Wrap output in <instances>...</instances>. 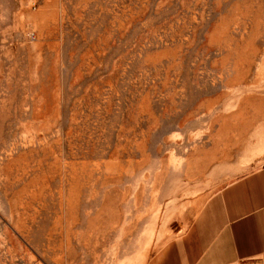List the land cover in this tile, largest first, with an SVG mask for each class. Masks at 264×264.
<instances>
[{
    "label": "rangeland",
    "instance_id": "rangeland-1",
    "mask_svg": "<svg viewBox=\"0 0 264 264\" xmlns=\"http://www.w3.org/2000/svg\"><path fill=\"white\" fill-rule=\"evenodd\" d=\"M261 166L264 0H0V264H143Z\"/></svg>",
    "mask_w": 264,
    "mask_h": 264
},
{
    "label": "crops",
    "instance_id": "crops-1",
    "mask_svg": "<svg viewBox=\"0 0 264 264\" xmlns=\"http://www.w3.org/2000/svg\"><path fill=\"white\" fill-rule=\"evenodd\" d=\"M173 221L153 232L143 264H264V166L191 201Z\"/></svg>",
    "mask_w": 264,
    "mask_h": 264
},
{
    "label": "built area",
    "instance_id": "built-area-1",
    "mask_svg": "<svg viewBox=\"0 0 264 264\" xmlns=\"http://www.w3.org/2000/svg\"><path fill=\"white\" fill-rule=\"evenodd\" d=\"M235 264H244V263H235Z\"/></svg>",
    "mask_w": 264,
    "mask_h": 264
}]
</instances>
